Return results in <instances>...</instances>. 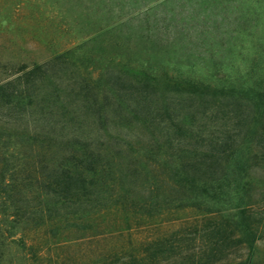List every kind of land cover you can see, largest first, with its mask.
Masks as SVG:
<instances>
[{"label": "trees", "instance_id": "obj_1", "mask_svg": "<svg viewBox=\"0 0 264 264\" xmlns=\"http://www.w3.org/2000/svg\"><path fill=\"white\" fill-rule=\"evenodd\" d=\"M151 10L139 15L142 30ZM103 34L110 35L111 29ZM80 65L65 51L43 64L20 66L0 84V119L6 121L0 126V264L39 262L34 246L25 244L26 235L33 240L48 236L56 246L70 239L69 227L107 211L123 216L122 230H128L136 216L161 217L162 222L179 212L196 213L187 229L138 250L119 249L113 254L115 264H264V205L255 198L250 176L264 168V78L219 83L222 86L214 90L226 97L211 98L210 103L232 129L203 138L193 128L192 114H180L178 101L161 98L151 68L136 74L130 66H98L100 76L92 80L80 74ZM69 71L71 84L64 86L62 76ZM207 85H193L198 96L189 99L193 112L209 102L201 93ZM71 93L82 107L76 117L79 129L57 135L49 117L57 111L67 113L65 102ZM65 115L75 122V114ZM133 119L142 128L161 127V187L145 179L144 196L131 190L128 166L103 160L115 157L111 147L116 138L106 141L104 157L85 144L84 131L92 132L89 127L100 138L99 133L107 136L114 126ZM150 135L154 142L155 135ZM53 139H64L69 147L62 158L58 149L45 148ZM22 155L36 162L31 170L38 190L31 194L21 190L26 171L18 164ZM100 200L103 204L96 205Z\"/></svg>", "mask_w": 264, "mask_h": 264}, {"label": "rangeland", "instance_id": "obj_2", "mask_svg": "<svg viewBox=\"0 0 264 264\" xmlns=\"http://www.w3.org/2000/svg\"><path fill=\"white\" fill-rule=\"evenodd\" d=\"M159 3L161 8L154 10ZM145 9L153 10L142 30L139 15ZM107 29L111 34L103 36ZM65 51L71 52L77 66L81 64L80 74L92 80L100 76L98 66H130L136 74L151 68L160 83L161 98L173 104L178 101L175 108L180 114H192L193 128L203 138H216L220 132L230 131L232 123H224L223 115L213 111L210 99L226 97L214 88L221 87V82L264 78V0H0V84L11 79L20 66L43 64ZM70 73L62 76L64 86L71 84ZM198 82L208 84L201 93L209 102L193 112L194 102L189 99L198 97L192 92ZM73 95L67 96L65 103L67 113L75 114V122L70 123L63 110L49 117L48 124L57 135L79 129L76 117L82 107ZM5 122L0 119V126ZM89 128L91 134L84 131L85 144L103 157L108 152L106 141L118 140L111 147L115 157L103 160L128 166L131 190H143L145 179L150 186L161 187V127L142 128L133 119L114 126L107 136L99 133L100 138ZM66 144L64 139H53L45 148L58 149L62 158L69 150ZM24 150L21 147V152ZM18 160L26 168L21 190L31 194L38 190L31 170L36 162L25 160L24 155ZM250 176L255 184L253 193L262 206L264 168H256ZM195 214L179 212L162 222L161 217L145 220L136 216L130 219V228L122 230L123 216L107 211L86 219L83 225L69 227L66 236L70 239L59 245L54 246L48 236L33 240L31 235H26L25 244L37 251L39 262L32 264H103V258L104 264H115L113 254L119 249L138 250L175 230L187 229L195 222Z\"/></svg>", "mask_w": 264, "mask_h": 264}]
</instances>
